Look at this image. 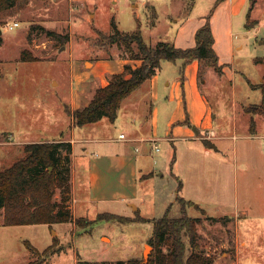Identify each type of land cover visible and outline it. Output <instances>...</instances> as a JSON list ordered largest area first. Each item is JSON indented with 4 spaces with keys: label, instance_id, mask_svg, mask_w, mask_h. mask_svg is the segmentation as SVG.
I'll list each match as a JSON object with an SVG mask.
<instances>
[{
    "label": "rangeland",
    "instance_id": "374dc122",
    "mask_svg": "<svg viewBox=\"0 0 264 264\" xmlns=\"http://www.w3.org/2000/svg\"><path fill=\"white\" fill-rule=\"evenodd\" d=\"M215 2L16 0L0 9V168L25 156L23 141L57 139L62 130L71 135L70 117L63 104L70 96L71 81L96 71L85 65L92 66L93 59L111 54L103 73L122 67L123 48L116 44L110 49L100 48L96 44L100 37L98 29L112 32L115 19L122 30H132L140 23L143 36L150 43L175 40L178 24L187 18V24L199 22L213 9L212 15L216 12V19L222 22L225 10L217 9ZM152 3L157 8L155 24ZM250 4L251 0H246V10L234 16L235 43L242 46L236 47L234 55L229 48L220 47L223 73L204 64L200 70L199 61V66L192 60L182 69L181 58L164 59L156 72V89L151 86L152 77L134 89L119 108L117 127H110V134L117 136L124 127H130L126 114L130 104L140 106L144 98L154 100L158 107L157 123L147 122L142 129L139 125L137 128L138 134L159 136L137 143L142 144L154 174L140 182L143 202L138 197L136 203H125L120 211L135 214L138 204L139 212L145 216H160L171 202L169 213L182 215V202L175 190L183 180L186 192L181 189L180 194L192 193L198 198L195 203L200 202V207H187L188 213L202 216L197 225L199 247L215 255L216 264H264V114L249 111L262 99L261 89L250 81L257 82L264 74V0H255L249 21L257 23L248 27ZM12 20L19 24L8 28ZM220 43L227 46L224 40ZM24 49L34 58L22 59ZM54 78L59 84L56 80L52 83ZM154 91L157 95L151 98ZM181 96L188 126L199 134L200 116L213 120L212 126L226 137L221 144L223 152L200 151L196 137L173 142L162 137L166 133L165 118ZM68 110L71 112V108ZM7 130L12 132L11 137ZM203 135L206 141L218 139L210 129L204 130ZM155 144L160 149L153 148ZM55 197L60 198V187H56ZM78 205L81 211L84 204ZM237 207L240 213L235 215ZM202 208H206L207 214L227 217L208 218ZM95 213L89 210V215L94 217ZM52 224H5L1 210L0 264H24L30 260H44L38 264H77L80 258L112 261L148 256L153 249L148 242L154 227L152 219L104 218L86 227L72 221ZM54 236L63 249L47 257L43 250L54 241ZM26 240L37 249H30Z\"/></svg>",
    "mask_w": 264,
    "mask_h": 264
},
{
    "label": "trees",
    "instance_id": "16d2710c",
    "mask_svg": "<svg viewBox=\"0 0 264 264\" xmlns=\"http://www.w3.org/2000/svg\"><path fill=\"white\" fill-rule=\"evenodd\" d=\"M16 0H0V9L7 8ZM220 0H216L215 5ZM247 12V26L254 23L249 21L255 0H251ZM211 10L206 15V21L197 28L195 33L196 43L192 46L181 47L169 40H158L156 43L148 42L142 33L140 23L132 30H122L112 20L114 30L105 32L98 29L99 39L96 44L100 48L108 49L114 44L123 48L121 54L124 57L140 59V63L133 65L130 62L124 64L122 71L110 75L108 83L95 89L91 100L71 110L75 124L82 125L87 122L99 120L106 116L115 121L122 100L134 89L140 86L146 79L151 78L161 67L162 60L182 59V69L186 63L196 59L200 62V70L204 65L214 66L219 73H223V64L214 48L215 36L211 26ZM157 10L154 7V19ZM56 33L54 30H48ZM69 37V34H66ZM110 49V48H109ZM25 49L22 51V59H32L34 56ZM110 56H112L110 54ZM251 84L260 88L262 99L249 111L264 114V74L257 82ZM188 122L187 119L184 120ZM26 154L15 160L5 168H0V211L3 212V223H54L72 221L81 226H89L97 219L119 220H148L154 222L153 232L148 242L153 249L148 256H133L126 259L112 261H91L80 258L77 264H216V257L205 248L199 247V234L197 225L202 220L201 215H192L187 212V207L194 204V200L177 194L182 202V215H171L169 204L164 214L160 216H145L136 212L129 216L117 212L103 211L92 218L83 215H75L72 209V183H71V160L73 144L71 140L51 139L36 140L24 143ZM60 187V198L55 197V189ZM182 180L179 181V188ZM206 213L205 209L202 208ZM212 219H224L227 216H215L205 214ZM27 246L36 250L37 247L26 240ZM58 238L46 246L43 252L47 257L60 252L63 246L57 244ZM44 260H30L24 264H38ZM48 264V262H46Z\"/></svg>",
    "mask_w": 264,
    "mask_h": 264
},
{
    "label": "crops",
    "instance_id": "0c3cea01",
    "mask_svg": "<svg viewBox=\"0 0 264 264\" xmlns=\"http://www.w3.org/2000/svg\"><path fill=\"white\" fill-rule=\"evenodd\" d=\"M217 4V9L223 7L225 10V17L222 22H218L216 19V12H214L211 16V26L215 36L214 48L218 55L221 51L220 47L229 48L234 55L236 47L242 46V44L239 45L235 43L233 28L234 16L239 15L241 12L246 10V0H220ZM152 5L156 8L155 4L152 3ZM188 21L190 20L187 18L178 24L174 34L175 40L170 39L169 41H172L177 46L181 47H187L188 44L191 45L194 44V42L196 43V30L206 21V18L204 16L202 20L200 19L199 22L195 21L192 24H187ZM221 40H224L227 46L222 45L220 43ZM111 57L113 56H99L92 60V66L85 65V67L89 69L94 70L96 68V71L89 72L84 79H80L79 81L74 79L71 81L70 96L69 98L64 99L65 101L63 106L70 117L69 125L71 127V135H66V133L62 130L60 137L57 139L71 140L73 144L71 155V205L75 215L93 217V215H89V210H94V212L96 211L94 216L103 211H111L134 216L136 212H134L135 214L130 215L123 213L120 210L124 208L125 203L131 205V203L138 197L141 199V203L143 202L144 191L140 188V182L143 179H151L154 174L151 164L146 159V153L142 149V144H137L138 142L142 143V141L145 140H156L159 138V136H156L155 134L147 135L137 133L138 125L142 129V125L147 122H150L152 125L157 123L158 107L156 106L157 104H154L153 99L149 101L148 98H144L145 101L143 103L141 102L140 106H138L137 103L130 104V106H128L126 114L129 116L130 127H124V130H121L117 136H112L110 134V127L112 125L117 127V118L119 115L115 121H111L108 117L104 116L99 120L78 125L74 123L72 113L68 110V108L73 110L76 107L87 104L91 100L95 89L100 85L108 83L112 73L122 71L126 62H130L133 65L140 63V59L124 57L122 67L112 69L109 74H104V70L102 68L108 61L106 59ZM192 63H197L199 66V62L196 59H194ZM98 68H100V70ZM151 79V86L155 90L158 82L157 74L155 73ZM55 80L59 84V80L57 78H54L52 83ZM147 80L148 79H146L141 85H143ZM169 83L170 81H166V84ZM129 95H127L122 102L129 98ZM156 95L157 94L154 91V96L151 98L156 97ZM182 99V96L179 97L180 102H178V105L173 107L171 111L167 109L169 114L165 118L166 133L162 137L172 142L175 139L196 137V139H198L196 147L200 151L208 154L212 152L216 153V151L223 152L221 144H223V141L226 138L225 135L219 133L218 130L212 126L213 120L210 122L206 115L200 116L198 119L201 124L198 129L200 135L197 134V132H194L184 121L185 118L184 111L182 110ZM207 126L210 127L208 128ZM206 129H210L211 132H215L217 134L216 138L218 139H209L206 141L204 139L206 136H202V134H204V130ZM5 132L9 137H11V131L7 130ZM121 133H124V136H120ZM51 139L54 138L46 137L40 140ZM36 140L39 139H33L30 141ZM209 141H212L216 147L209 145ZM23 142L26 143L29 141ZM77 144H79V146H77ZM156 145L157 144H155L153 148H156ZM176 175L179 176V174ZM182 186L183 188H179L178 185L177 190H175L176 194H180L181 189L186 192L185 183ZM186 194H189L186 196L184 195L186 198L194 200V207H200V202L195 203L198 198L194 194L188 192ZM79 203L84 204L81 206V211L78 205ZM169 204H171V202ZM137 208L139 212L140 208L138 204ZM204 209L206 210V208ZM78 212H80V214H78ZM234 212L235 215H238L240 213L239 208ZM224 213L227 212L224 211ZM49 225L51 227L53 226L52 223H49Z\"/></svg>",
    "mask_w": 264,
    "mask_h": 264
},
{
    "label": "built area",
    "instance_id": "2783aa9c",
    "mask_svg": "<svg viewBox=\"0 0 264 264\" xmlns=\"http://www.w3.org/2000/svg\"><path fill=\"white\" fill-rule=\"evenodd\" d=\"M19 24L18 20H12L8 23L7 27L8 28H14L15 26H17ZM120 136H124V133H121ZM156 148L159 149V146L156 145Z\"/></svg>",
    "mask_w": 264,
    "mask_h": 264
},
{
    "label": "water",
    "instance_id": "95a60500",
    "mask_svg": "<svg viewBox=\"0 0 264 264\" xmlns=\"http://www.w3.org/2000/svg\"><path fill=\"white\" fill-rule=\"evenodd\" d=\"M197 130V129H196ZM198 131V130H197ZM209 145H212V146H214V147H216V145L212 142V141H209ZM145 256H147V255H145Z\"/></svg>",
    "mask_w": 264,
    "mask_h": 264
},
{
    "label": "bare ground",
    "instance_id": "6f19581e",
    "mask_svg": "<svg viewBox=\"0 0 264 264\" xmlns=\"http://www.w3.org/2000/svg\"><path fill=\"white\" fill-rule=\"evenodd\" d=\"M149 247H150V246L148 245V246H147V249H148Z\"/></svg>",
    "mask_w": 264,
    "mask_h": 264
}]
</instances>
